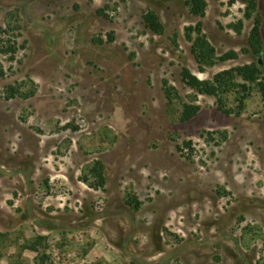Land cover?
I'll list each match as a JSON object with an SVG mask.
<instances>
[{
  "label": "rangeland",
  "instance_id": "obj_1",
  "mask_svg": "<svg viewBox=\"0 0 264 264\" xmlns=\"http://www.w3.org/2000/svg\"><path fill=\"white\" fill-rule=\"evenodd\" d=\"M205 1L0 0V264H264V81L181 77L264 72V0Z\"/></svg>",
  "mask_w": 264,
  "mask_h": 264
},
{
  "label": "trees",
  "instance_id": "obj_2",
  "mask_svg": "<svg viewBox=\"0 0 264 264\" xmlns=\"http://www.w3.org/2000/svg\"><path fill=\"white\" fill-rule=\"evenodd\" d=\"M259 0H255L249 10H257ZM191 12L199 17H204L206 15L207 2L205 0H189L188 2ZM251 15L249 11L247 16ZM144 23L146 28L151 30L155 34L163 33V25L159 19V16L154 10H148L144 15ZM188 37L193 41V52L195 58L201 66L211 65L215 63V49L212 47L211 43L208 41L207 36L203 32V23L199 22L195 26L187 27ZM251 46L258 51L263 50V29H262V17L258 15L255 18L254 27L252 29ZM237 56L235 51L227 52L223 56L219 57V60H230ZM203 68V67H201ZM235 75L240 76L245 83L243 86L249 88L250 85H262L264 81V72L253 65H244L237 67L233 70H227L219 73L215 76L214 81L201 80L193 72L184 67L181 71V77L183 82L190 88L196 90L200 94H207L213 96H219L224 92V85H226L227 80H231ZM261 80V81H260ZM264 86V85H263ZM172 89H167V95L170 96ZM201 107L195 103H186L184 105V111L182 115V120L189 121L193 119L200 111ZM227 112V111H226ZM228 113V112H227ZM98 171V177L100 179V187L105 185V177L102 168V163L97 161L95 163L94 171ZM36 250V247H31Z\"/></svg>",
  "mask_w": 264,
  "mask_h": 264
},
{
  "label": "water",
  "instance_id": "obj_3",
  "mask_svg": "<svg viewBox=\"0 0 264 264\" xmlns=\"http://www.w3.org/2000/svg\"><path fill=\"white\" fill-rule=\"evenodd\" d=\"M260 64H262V60H260Z\"/></svg>",
  "mask_w": 264,
  "mask_h": 264
}]
</instances>
